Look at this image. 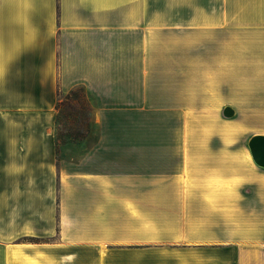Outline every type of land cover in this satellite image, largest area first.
Instances as JSON below:
<instances>
[{"label": "crops", "instance_id": "obj_1", "mask_svg": "<svg viewBox=\"0 0 264 264\" xmlns=\"http://www.w3.org/2000/svg\"><path fill=\"white\" fill-rule=\"evenodd\" d=\"M183 14L203 113L264 115V0H0V117L42 132L58 93L84 87L100 131L76 162L58 160L54 135L9 140L21 151L0 156V264H264V168L249 148L154 153L172 142L138 123L161 113L160 91L177 112L176 75L152 68L156 29Z\"/></svg>", "mask_w": 264, "mask_h": 264}, {"label": "rangeland", "instance_id": "obj_2", "mask_svg": "<svg viewBox=\"0 0 264 264\" xmlns=\"http://www.w3.org/2000/svg\"><path fill=\"white\" fill-rule=\"evenodd\" d=\"M186 18L184 14L176 20L167 17L161 21L159 29L155 31V41L159 51L156 55L160 57V66H155L153 70H159L162 76L176 75L177 91H176V113H167L173 110L169 101V92L160 91L154 105V110L159 107L161 113L144 114L138 116L139 126L143 129L145 139H159L164 142L171 141V146L161 145L155 148H147L154 150V153L176 154L180 155L200 154L201 145L211 143L214 150L220 148L222 139L235 140L239 147H248L249 141L257 133H264V115H248L238 114L234 111V116L228 118L224 115V110L219 107V113L206 114L204 112L205 104L201 100V84H200V52H199V33H188L182 28L186 26ZM176 26V28H171ZM171 50V51H170ZM147 55V53H146ZM185 76L190 81L183 82ZM169 85V84H168ZM227 89H222V95H226ZM173 95V93H171ZM170 95V96H171ZM211 96V92L208 94ZM66 95L58 93V99L64 98ZM91 104L95 107L94 102L89 98ZM173 103V99L171 100ZM216 106V105H215ZM209 107L211 105L209 104ZM221 108V109H220ZM217 110V109H215ZM56 111V110H55ZM55 111L50 108L49 126L42 132H31L24 129L25 116H17L16 125L8 123L3 117H0V156L8 154V151H21V148L7 146L9 140L26 139L30 137L51 138L56 136L54 127ZM187 111L189 113H185ZM156 112V111H155ZM57 116V112H56ZM124 117V116H121ZM110 119L115 117L110 116ZM120 134V132H118ZM116 131V134L119 135ZM33 134V136H32ZM34 134H38L34 136ZM100 137L98 125L93 121L92 131L85 140L79 144L70 143L68 140L61 144L58 160H68L76 162L80 160L89 149L96 143ZM249 148V147H248ZM24 149V148H23ZM28 152L34 151L36 154H48L50 147H27ZM24 153V152H23ZM58 157V156H57ZM0 163L1 173L0 182L6 179L3 177L2 167Z\"/></svg>", "mask_w": 264, "mask_h": 264}, {"label": "trees", "instance_id": "obj_3", "mask_svg": "<svg viewBox=\"0 0 264 264\" xmlns=\"http://www.w3.org/2000/svg\"><path fill=\"white\" fill-rule=\"evenodd\" d=\"M56 151L67 140L79 144L89 137L92 127V104L84 87H76L56 104Z\"/></svg>", "mask_w": 264, "mask_h": 264}, {"label": "water", "instance_id": "obj_4", "mask_svg": "<svg viewBox=\"0 0 264 264\" xmlns=\"http://www.w3.org/2000/svg\"><path fill=\"white\" fill-rule=\"evenodd\" d=\"M224 115L228 118L234 116L231 108L224 110ZM251 156L256 165L264 168V135H257L251 138L248 144Z\"/></svg>", "mask_w": 264, "mask_h": 264}]
</instances>
